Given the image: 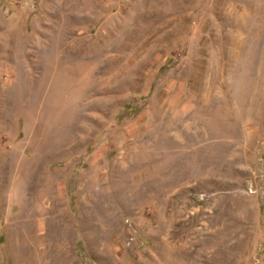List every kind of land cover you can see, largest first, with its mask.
<instances>
[{
    "label": "rangeland",
    "instance_id": "obj_1",
    "mask_svg": "<svg viewBox=\"0 0 264 264\" xmlns=\"http://www.w3.org/2000/svg\"><path fill=\"white\" fill-rule=\"evenodd\" d=\"M0 264H264V0H0Z\"/></svg>",
    "mask_w": 264,
    "mask_h": 264
}]
</instances>
